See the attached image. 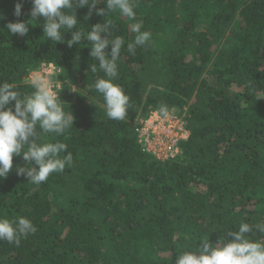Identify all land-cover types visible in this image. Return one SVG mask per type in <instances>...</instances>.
Masks as SVG:
<instances>
[{
	"label": "trees",
	"instance_id": "obj_1",
	"mask_svg": "<svg viewBox=\"0 0 264 264\" xmlns=\"http://www.w3.org/2000/svg\"><path fill=\"white\" fill-rule=\"evenodd\" d=\"M31 7L0 0V82L23 98L34 91L25 81L31 70L43 62L60 68L58 102L73 127L40 142L65 143L73 161L34 185L15 171L31 165L13 157L0 179V218L23 216L37 230L19 246L0 241V264H174L242 222L264 223V0H136L135 20L106 16L112 37L124 41L113 81L129 97L121 121L106 117L94 88L106 77L91 71L98 62L90 43L69 48V32L65 43L47 40ZM88 13L76 9L85 32L104 21ZM17 21L28 24L27 35L9 34L6 24ZM138 21L152 38L132 55L130 25ZM159 36L167 39L160 48ZM161 105L183 110L189 130L180 156L164 162L142 150L134 124ZM249 235L264 241L256 230Z\"/></svg>",
	"mask_w": 264,
	"mask_h": 264
},
{
	"label": "clouds",
	"instance_id": "obj_2",
	"mask_svg": "<svg viewBox=\"0 0 264 264\" xmlns=\"http://www.w3.org/2000/svg\"><path fill=\"white\" fill-rule=\"evenodd\" d=\"M104 7L97 8L99 3ZM31 20H43V36L54 43H65V32L71 33L67 46L79 45L82 39L90 43L89 56L98 62L91 65V71L98 70L106 78H99L94 88L104 100L105 115L108 119L121 121L127 114L129 97L123 88L114 83L118 76V61L124 41L119 36L112 37L111 20L105 17L118 13L129 20H135L136 0H31ZM87 7L88 15L95 10L96 15L103 16V23L92 25L85 32L78 27L76 9ZM23 3L17 2L14 16L22 15ZM0 19L3 16L0 15ZM29 23V22H28ZM6 29L10 35H27L29 28L25 22H8ZM143 29V21L130 25L135 33L134 41L127 44V51L135 55L137 47H144L151 41V33ZM110 47V51H106ZM34 91L20 98V93L8 82H0V179H5L13 169V157L22 156L31 167L19 166L16 174L24 176L34 185L47 181L53 173L63 172L73 161L63 142H40L46 134L64 135L73 127L74 116L65 112L58 102L57 92L51 82L36 75L30 79ZM14 102V104H13ZM12 107H8L9 105ZM160 114L167 118L169 109L166 105L159 107ZM61 153H67L61 157ZM32 221L20 216L14 219L0 218V241L20 245L21 239L36 232ZM256 230L264 234V223L255 225L242 222L238 231H229L213 246L202 241L196 252L185 251L177 254L174 264H264V241L253 240L251 233Z\"/></svg>",
	"mask_w": 264,
	"mask_h": 264
},
{
	"label": "built area",
	"instance_id": "obj_3",
	"mask_svg": "<svg viewBox=\"0 0 264 264\" xmlns=\"http://www.w3.org/2000/svg\"><path fill=\"white\" fill-rule=\"evenodd\" d=\"M60 73L52 62H43L41 65L31 70L25 78L26 83L30 84V79L40 75L48 79L53 90L57 92L60 83L55 77ZM185 113L183 110H169V116L163 117L159 108L152 109L145 116L134 119L137 127V141L142 150L152 156L157 161L173 160L181 154V143L186 141L189 130L185 123Z\"/></svg>",
	"mask_w": 264,
	"mask_h": 264
},
{
	"label": "rangeland",
	"instance_id": "obj_4",
	"mask_svg": "<svg viewBox=\"0 0 264 264\" xmlns=\"http://www.w3.org/2000/svg\"><path fill=\"white\" fill-rule=\"evenodd\" d=\"M167 39L163 38L162 36H159L156 40H155V43L156 45L160 48L163 46L164 42L166 41Z\"/></svg>",
	"mask_w": 264,
	"mask_h": 264
}]
</instances>
